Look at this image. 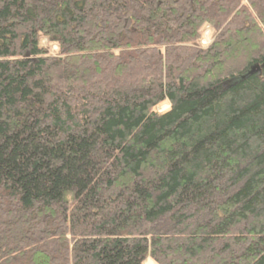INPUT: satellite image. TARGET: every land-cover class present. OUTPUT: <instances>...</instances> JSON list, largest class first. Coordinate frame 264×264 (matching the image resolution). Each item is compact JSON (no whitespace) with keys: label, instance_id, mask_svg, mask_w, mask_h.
Wrapping results in <instances>:
<instances>
[{"label":"trees","instance_id":"16d2710c","mask_svg":"<svg viewBox=\"0 0 264 264\" xmlns=\"http://www.w3.org/2000/svg\"><path fill=\"white\" fill-rule=\"evenodd\" d=\"M146 259L264 264V0H0V264Z\"/></svg>","mask_w":264,"mask_h":264},{"label":"rangeland","instance_id":"374dc122","mask_svg":"<svg viewBox=\"0 0 264 264\" xmlns=\"http://www.w3.org/2000/svg\"><path fill=\"white\" fill-rule=\"evenodd\" d=\"M201 35L203 36V38L201 42L199 43L198 47L204 49L206 48L205 46L210 45L212 42V39H211L212 29L209 26L203 27V29L201 30ZM42 43H44L45 45L47 44L45 41H43ZM51 50L53 52L54 50H56V47L52 46ZM167 109H168L167 105L164 104L163 106H160V108H158V112H163V111H166ZM149 262H150V259H146L145 264H149ZM151 263L152 262H150V264Z\"/></svg>","mask_w":264,"mask_h":264},{"label":"water","instance_id":"95a60500","mask_svg":"<svg viewBox=\"0 0 264 264\" xmlns=\"http://www.w3.org/2000/svg\"><path fill=\"white\" fill-rule=\"evenodd\" d=\"M261 68L258 65H253L251 68H249V70H247L246 72H244L243 74H241L240 77H238L235 80L242 81V80H244L246 78L251 77L252 75L258 74V73H260Z\"/></svg>","mask_w":264,"mask_h":264},{"label":"bare ground","instance_id":"6f19581e","mask_svg":"<svg viewBox=\"0 0 264 264\" xmlns=\"http://www.w3.org/2000/svg\"><path fill=\"white\" fill-rule=\"evenodd\" d=\"M151 262V261H150ZM150 262H149V264H150ZM152 264V263H151Z\"/></svg>","mask_w":264,"mask_h":264}]
</instances>
